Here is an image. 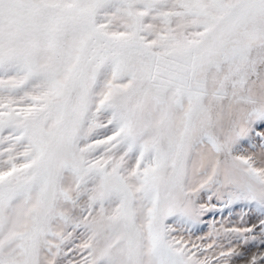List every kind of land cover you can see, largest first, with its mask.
I'll return each instance as SVG.
<instances>
[{
  "label": "snow or ice",
  "instance_id": "6c2138e0",
  "mask_svg": "<svg viewBox=\"0 0 264 264\" xmlns=\"http://www.w3.org/2000/svg\"><path fill=\"white\" fill-rule=\"evenodd\" d=\"M237 261L264 264V0H0V264Z\"/></svg>",
  "mask_w": 264,
  "mask_h": 264
},
{
  "label": "rangeland",
  "instance_id": "374dc122",
  "mask_svg": "<svg viewBox=\"0 0 264 264\" xmlns=\"http://www.w3.org/2000/svg\"><path fill=\"white\" fill-rule=\"evenodd\" d=\"M247 212L248 210L247 209H241V208H236L233 215L231 217H229L227 215V212H225L224 214V218L227 219V220H230L231 223L229 224V226H239L240 225V214L241 212ZM249 216H252V214H249ZM249 216H245V220L246 221H249ZM207 219H211V217H207ZM215 219L217 221H220L221 220V216L220 215H217L215 217ZM250 223H255V218L254 216L252 217V219L249 221ZM207 231V229H205V232ZM252 251H256V249H252ZM236 264H243V261H237Z\"/></svg>",
  "mask_w": 264,
  "mask_h": 264
}]
</instances>
